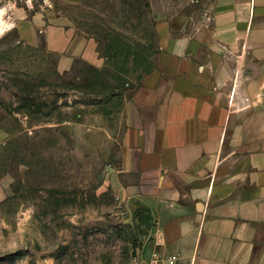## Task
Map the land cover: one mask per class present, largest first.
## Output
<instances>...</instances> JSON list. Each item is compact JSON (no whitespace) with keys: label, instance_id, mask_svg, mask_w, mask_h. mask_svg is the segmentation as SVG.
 Instances as JSON below:
<instances>
[{"label":"rangeland","instance_id":"obj_1","mask_svg":"<svg viewBox=\"0 0 264 264\" xmlns=\"http://www.w3.org/2000/svg\"><path fill=\"white\" fill-rule=\"evenodd\" d=\"M197 1L0 0V264L131 263L145 221L111 186V126L155 68L158 22ZM84 39L94 61L65 64Z\"/></svg>","mask_w":264,"mask_h":264},{"label":"crops","instance_id":"obj_2","mask_svg":"<svg viewBox=\"0 0 264 264\" xmlns=\"http://www.w3.org/2000/svg\"><path fill=\"white\" fill-rule=\"evenodd\" d=\"M199 1L157 24L155 68L111 126L110 183L151 250L264 264V0ZM50 33L68 53L73 38ZM76 41L65 64L93 62L95 43Z\"/></svg>","mask_w":264,"mask_h":264},{"label":"built area","instance_id":"obj_3","mask_svg":"<svg viewBox=\"0 0 264 264\" xmlns=\"http://www.w3.org/2000/svg\"><path fill=\"white\" fill-rule=\"evenodd\" d=\"M147 244H143L136 250L130 264H195V258L186 259L181 253L167 254L152 249L149 257H146Z\"/></svg>","mask_w":264,"mask_h":264},{"label":"trees","instance_id":"obj_4","mask_svg":"<svg viewBox=\"0 0 264 264\" xmlns=\"http://www.w3.org/2000/svg\"><path fill=\"white\" fill-rule=\"evenodd\" d=\"M144 223V222H143ZM145 229L144 230H142V232H143V235H144V237L145 238H147L148 236H149V224H147V222H145ZM141 245H143V244H140L139 245V247L141 246Z\"/></svg>","mask_w":264,"mask_h":264}]
</instances>
